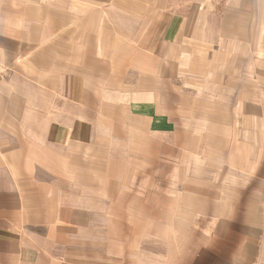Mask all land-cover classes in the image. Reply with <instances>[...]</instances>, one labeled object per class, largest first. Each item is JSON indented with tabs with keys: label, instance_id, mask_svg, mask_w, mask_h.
Segmentation results:
<instances>
[{
	"label": "crops",
	"instance_id": "crops-1",
	"mask_svg": "<svg viewBox=\"0 0 264 264\" xmlns=\"http://www.w3.org/2000/svg\"><path fill=\"white\" fill-rule=\"evenodd\" d=\"M263 216L264 0H0V264H256Z\"/></svg>",
	"mask_w": 264,
	"mask_h": 264
},
{
	"label": "rangeland",
	"instance_id": "rangeland-1",
	"mask_svg": "<svg viewBox=\"0 0 264 264\" xmlns=\"http://www.w3.org/2000/svg\"><path fill=\"white\" fill-rule=\"evenodd\" d=\"M254 230L261 239V249L256 264H264V216L260 219L258 225L254 226ZM169 237L173 239L174 234H170ZM176 237L180 238V236ZM179 241L184 245V248L182 250L184 255L185 253H187L189 254V257H194L196 254L202 253V244L198 239L190 238L189 240H186L184 238L182 241V239L180 238ZM201 259H205V257L203 256Z\"/></svg>",
	"mask_w": 264,
	"mask_h": 264
}]
</instances>
